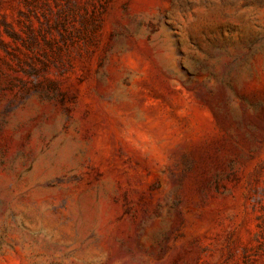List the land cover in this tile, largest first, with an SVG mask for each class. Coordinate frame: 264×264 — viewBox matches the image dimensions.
<instances>
[{"label":"rangeland","instance_id":"rangeland-1","mask_svg":"<svg viewBox=\"0 0 264 264\" xmlns=\"http://www.w3.org/2000/svg\"><path fill=\"white\" fill-rule=\"evenodd\" d=\"M0 264H264V0H0Z\"/></svg>","mask_w":264,"mask_h":264}]
</instances>
